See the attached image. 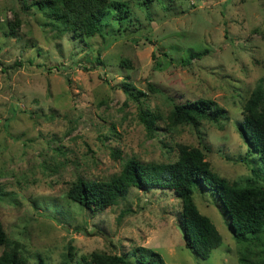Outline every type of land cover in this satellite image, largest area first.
I'll use <instances>...</instances> for the list:
<instances>
[{
  "label": "rangeland",
  "instance_id": "1",
  "mask_svg": "<svg viewBox=\"0 0 264 264\" xmlns=\"http://www.w3.org/2000/svg\"><path fill=\"white\" fill-rule=\"evenodd\" d=\"M33 1L0 0V221L26 264H77L95 251L130 256L139 246L167 264H241L243 253L264 264V234L240 241L211 191L194 188L222 235L207 258L185 245L182 202L171 190L133 187L103 211L68 197L74 182L109 179L130 159L175 161L179 144L203 149L231 182L264 185L247 159L264 164L238 129L264 77V0H154L149 8L119 0L133 11L128 30L109 23L77 39ZM193 52L204 53L184 63ZM126 83L144 95L131 96ZM199 98L224 107L226 118L201 120L199 132L173 121L175 104Z\"/></svg>",
  "mask_w": 264,
  "mask_h": 264
},
{
  "label": "trees",
  "instance_id": "2",
  "mask_svg": "<svg viewBox=\"0 0 264 264\" xmlns=\"http://www.w3.org/2000/svg\"><path fill=\"white\" fill-rule=\"evenodd\" d=\"M152 1L142 0L141 6L149 8ZM33 4L39 7L53 28L64 34L69 33L76 39L101 34L109 23L128 30L134 19L132 8L126 1L34 0ZM107 15L110 18L105 23ZM203 53L193 52L183 62L189 64ZM164 54L167 55L166 52ZM124 87L135 98L139 94L144 95L141 91L134 92L130 83ZM243 115L238 129L248 146V152L259 154L264 164V77L252 91ZM226 116V109L209 98L187 100L175 104L172 110L174 122L191 123L198 132L201 120L209 119L220 124ZM140 117L149 129L153 128L155 119L151 112L143 110ZM178 151L179 157L175 161L144 163L130 159L125 162L121 172L109 179H79L69 188L68 197L91 211H103L118 203L133 187L144 191L153 188L171 190L182 202L179 226L185 245L200 257L207 258L213 249L222 244V235L212 219L202 213L195 202L194 188L199 187L217 196L223 213L240 241L261 240L264 234V185L253 183L241 186L220 176L211 168L200 147L179 144ZM247 162L253 163L255 177L264 178V166L256 168L254 163L257 160L247 159ZM11 243L0 221V245L6 246L0 255V264H26L20 244ZM129 253L130 256L126 253L95 251L90 256H82L77 264H167L163 256L150 247L139 246ZM240 263L253 264L247 253L241 255Z\"/></svg>",
  "mask_w": 264,
  "mask_h": 264
}]
</instances>
